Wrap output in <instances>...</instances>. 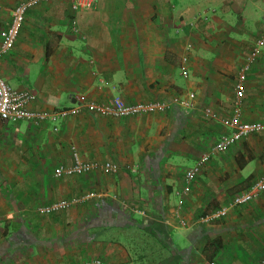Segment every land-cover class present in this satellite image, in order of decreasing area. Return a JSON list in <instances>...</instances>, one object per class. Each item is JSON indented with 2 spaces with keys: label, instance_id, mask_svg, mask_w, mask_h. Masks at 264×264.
Here are the masks:
<instances>
[{
  "label": "crops",
  "instance_id": "crops-1",
  "mask_svg": "<svg viewBox=\"0 0 264 264\" xmlns=\"http://www.w3.org/2000/svg\"><path fill=\"white\" fill-rule=\"evenodd\" d=\"M28 1L0 0V32ZM79 1L90 5L30 7L0 58V77L37 96L31 109L190 92L196 109L113 117L84 108L56 120H0V264H264V192L201 221L264 177V130L211 152L231 131L222 118L234 113L239 72L264 33V0ZM246 74L241 117L264 122V47ZM72 146L118 171L56 177L57 167L74 164ZM208 152L188 182L186 172ZM91 193L50 215L36 212Z\"/></svg>",
  "mask_w": 264,
  "mask_h": 264
},
{
  "label": "built area",
  "instance_id": "built-area-1",
  "mask_svg": "<svg viewBox=\"0 0 264 264\" xmlns=\"http://www.w3.org/2000/svg\"><path fill=\"white\" fill-rule=\"evenodd\" d=\"M42 1L49 0H29L19 4L13 11V20L11 26L0 32V58L5 56L13 48L16 38L20 32L21 26L24 23L27 10L39 4ZM73 1V9L78 11L80 7L84 5V2L79 0ZM1 7V3H0ZM264 47V33L256 41V45L253 48L251 54L247 57L246 63L242 67L238 75V81L236 84V101L234 113L229 118H222V123L226 125L231 131L224 134L216 142L211 152L221 153L227 151L230 147L237 144V142L253 135L261 130H264V122H248L244 121L241 117V104L245 94V82L247 78L246 72L249 69L250 64L258 57ZM187 76V72H184ZM197 95L194 92H190L186 97H173L171 100H156L148 102H127L122 97H113L108 102L100 103L97 101H90L84 105H79L73 110H59L55 112L49 111H36L31 109L30 105L37 99V96L31 90H19L12 87L5 79L0 77V120L2 121H44L46 119L56 120L59 117H64L69 114L81 112L84 108L88 109L91 113L101 116H113V117H129L143 114H153L163 111H167L173 106L185 108L188 110L196 109ZM205 113L212 119H218V115L212 112L210 109H206ZM211 152H208L202 156L197 165L186 172V178L188 182L195 179L200 167L211 159ZM72 154L74 158V164L69 167L59 166L55 170V176L61 178L63 176H78L87 174L96 170H101L106 173H113L118 171L119 167L116 163L112 162H88L82 159L77 147L72 146ZM264 192V177L256 180L252 186L244 192L236 194L230 206L227 208H221L212 214H208L201 221L209 222L226 216L228 210L232 207L248 204L256 200L260 194ZM94 196L93 193L88 194L82 198L75 200H59L49 205L39 206L36 212L40 215H50L55 211L66 209L74 204H79L85 200H89ZM130 206V205H128ZM127 206V207H128ZM130 209L144 214V210L130 206ZM185 225V221H182ZM84 264H106L101 259H93L86 261ZM210 264H218L213 261Z\"/></svg>",
  "mask_w": 264,
  "mask_h": 264
},
{
  "label": "rangeland",
  "instance_id": "rangeland-1",
  "mask_svg": "<svg viewBox=\"0 0 264 264\" xmlns=\"http://www.w3.org/2000/svg\"><path fill=\"white\" fill-rule=\"evenodd\" d=\"M103 239V238H102Z\"/></svg>",
  "mask_w": 264,
  "mask_h": 264
}]
</instances>
